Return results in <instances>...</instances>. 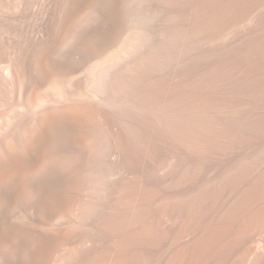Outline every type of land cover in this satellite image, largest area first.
<instances>
[{"label": "bare ground", "instance_id": "6f19581e", "mask_svg": "<svg viewBox=\"0 0 264 264\" xmlns=\"http://www.w3.org/2000/svg\"><path fill=\"white\" fill-rule=\"evenodd\" d=\"M0 264H264V0H0Z\"/></svg>", "mask_w": 264, "mask_h": 264}]
</instances>
